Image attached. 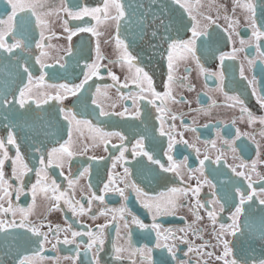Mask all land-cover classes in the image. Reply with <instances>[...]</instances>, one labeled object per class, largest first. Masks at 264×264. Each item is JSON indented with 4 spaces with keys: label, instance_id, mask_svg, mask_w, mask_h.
Returning a JSON list of instances; mask_svg holds the SVG:
<instances>
[{
    "label": "flooded vegetation",
    "instance_id": "obj_1",
    "mask_svg": "<svg viewBox=\"0 0 264 264\" xmlns=\"http://www.w3.org/2000/svg\"><path fill=\"white\" fill-rule=\"evenodd\" d=\"M218 1L217 5L212 6L208 0H181V3L189 7L190 14L173 0H120L126 14L119 30L114 21H105L103 14H100L99 21L90 16L80 20L69 19L67 13L62 11L61 0H42L44 7L37 9L43 21L42 28L36 26V18L28 13L31 22L23 34L17 28L16 36L26 45L25 50L21 52L16 49L17 55L11 59L8 58V53L0 50V98L7 97L11 101L14 96L19 97V88L28 83L27 74L23 73L22 67L27 66L33 74L32 94L28 98L31 111L24 113L19 105L0 107V139L5 142L9 157L14 158L16 148L7 144V132L12 129L24 163L32 171L24 174L22 182L17 181L13 178L11 159L5 161V179L13 188L22 187L23 191L19 199L13 191L10 197L0 201L3 208L7 209L10 202L13 209H31L27 222L43 225L41 231L45 233L48 232V226L53 229L71 226L72 231L86 233L91 230L96 234L99 231L98 225L107 224L108 227L104 229V244L95 246L101 248L98 255L100 264H141L144 256L137 250L146 248L152 249L153 264H162V261H167V264H181L184 261L188 264H219L215 257L221 249L213 247L216 245L213 232H219L220 224L231 223L229 216L239 203V197L236 196V189L239 188L245 194L254 191L256 195L252 201L242 206L245 211L240 217V224L245 235L237 244L236 255L241 259L250 258L249 264H252V259L258 261L264 258V240L260 237L264 206L259 204V200L264 199V135H261L264 125L259 123V118L264 117V108L258 102V97L264 98V62H261L257 52L259 45V52L264 53V39L257 41L252 37V30L246 23L243 10L236 7L237 0ZM240 2L243 3L244 0ZM129 3L137 6V22L129 20L130 12L135 10H128ZM252 3L256 9L257 27L264 31V0H252ZM63 5H67L72 11H80L83 7H103V0H63ZM217 13L227 17V23ZM10 14V4L7 0H0V18L7 19ZM20 15L23 13H18L17 18ZM207 18H211L214 23L210 24ZM65 21L67 28L76 32L71 41L68 40L69 31H65ZM193 24L199 29L206 28L207 35L197 39L195 58L183 47L172 49L173 80L167 89L170 95L164 97L162 103L161 99L152 97L148 91L141 94L133 82L137 77L136 68L143 70L139 74L141 87L148 89V83L143 79V74L147 73L152 81V88L163 96L166 91L164 84L168 82L169 75V44L190 39ZM80 27L94 28L97 34L79 32L77 29ZM41 31L45 36L43 51L46 56L43 60L52 65L45 69L43 84L39 83L40 65L35 63V56L41 51L35 47ZM168 35L172 37L166 39ZM117 36L134 58L131 65L125 62L124 47L118 48L116 45ZM6 40L11 42L12 37L8 36ZM241 40L245 41L243 45ZM69 47L71 55L67 54ZM221 55H234L235 58H226L221 62ZM186 57L189 63L184 62ZM250 60L254 63L249 64ZM93 63L99 66L98 75L93 76L77 96L65 94L67 98L62 102L50 100L47 104L43 103L49 95L56 94L55 89H49L46 85L79 84L84 79V65ZM60 64H64V67L61 68ZM201 67L203 72L200 71ZM109 72L117 77L116 81L111 79ZM220 74L223 76L222 81ZM122 84H127V87H120ZM253 91L256 95H253ZM134 94L145 97L136 101L140 111L138 118H135ZM230 97H237L242 101V106L258 119L250 124L248 115L242 112L241 104ZM93 99L107 112L119 113L125 108L128 112L124 117H100L99 108L92 103ZM149 99L157 106L162 105V111H157L156 107L149 104ZM36 100L41 101L40 108L36 107ZM61 104L66 109H71L77 119L90 121L93 128H100L104 132H118L125 139L121 141L118 136L101 138L88 126L73 123L72 140L68 147L74 155L71 159L60 157L63 168H57L55 164L48 168V179L42 180L33 193L32 185L37 180L35 169L40 167V155L47 158L51 148L59 147L69 140L68 120L58 112ZM173 116L176 117L174 120ZM162 122L165 132L171 130L173 140L176 141L170 153L180 165L175 171L163 172L159 165L150 163L147 157L133 156L136 141L143 138L144 149L159 160L160 164L170 167L165 155L169 137L159 134ZM237 131L240 133L239 137ZM224 141H229L231 146ZM121 144L126 149L123 160L117 159ZM113 145L117 147L114 148ZM136 151L139 152L140 149L136 148ZM205 155L209 159L205 161L201 174L196 169L201 167L199 160L204 159ZM217 156L221 157L218 164L213 163ZM185 158L187 166L183 163ZM233 167L251 176L252 189L248 188V182L243 177L233 174ZM17 168L22 171L19 166ZM86 168L88 171L81 175ZM125 168L129 170L127 176ZM61 172L63 176L60 175ZM109 175L113 180L112 188H124L122 181H129L127 200H122L114 191H102L103 185L109 183ZM64 177H69L74 183L70 186ZM205 179L211 184H205ZM52 180L59 185L55 193L51 190ZM198 182V197H193L191 191H188L187 196L171 191L173 188H196ZM131 184H135L144 195L138 198ZM213 191L219 203L208 205L213 199ZM93 193L104 195V202L93 201L91 211H86L85 214L74 216L65 204V200L79 201L87 210L88 199ZM0 195L3 193L0 192ZM53 196L60 199L54 200ZM169 200H174L177 204L174 213L159 214L153 220L156 205L163 211L168 207ZM197 200L209 210H215V225L208 218L206 209L196 206ZM141 201L152 204V212L145 209ZM121 205L148 227L139 229L131 223V216H125L130 224L125 229V220L119 218V213L109 211L119 209ZM221 205L224 207L223 211H220ZM74 206L79 209L80 205ZM101 212L105 214L100 215ZM113 215L117 219L113 220ZM93 216L96 218L92 219ZM0 219H15L19 222L21 216L19 212L15 217L11 212H0ZM154 222L161 226V247L156 246L157 232L151 228ZM181 228L186 231L180 232ZM168 229L172 230L170 234L165 231ZM25 231L9 228L6 232H0V264H18V259L25 256L29 257V264H73L72 259L65 257H76L77 251L79 256L76 264H89L93 259L92 252H88L87 257L85 255L89 239L87 235L78 236L75 243L66 245L58 243L54 233H49L48 241L41 251L38 244L28 240L30 233L27 236L21 235ZM65 235L72 238L71 232L62 231L58 239L62 241ZM180 237L189 243H181L178 239ZM35 239L32 237V240ZM77 244L80 245L79 249ZM165 244L175 245L176 260H172L167 248L163 247ZM190 245L193 251L185 256ZM116 246L124 249L120 259H116ZM208 252L213 255L209 257Z\"/></svg>",
    "mask_w": 264,
    "mask_h": 264
},
{
    "label": "snow or ice",
    "instance_id": "obj_2",
    "mask_svg": "<svg viewBox=\"0 0 264 264\" xmlns=\"http://www.w3.org/2000/svg\"><path fill=\"white\" fill-rule=\"evenodd\" d=\"M8 4L11 6V14L7 16V19L0 18V50L4 53L9 54V59L17 55V52L15 51L16 49H19L21 52L25 50L26 45H23L20 39H17V28L20 30L21 34L26 31L28 24L31 22L28 16V13H31L32 17L36 18V26L37 27H43V21L41 19V14L37 11V9L43 8L44 4L42 0H37V2H22V0H7ZM174 3H177L180 5L181 8H184L185 11H189V7L181 3V0H173ZM62 3V11L67 13V16L69 19H75V20H80L85 16H90L93 19L99 21L100 20V14H103V19L105 21H114L117 30L120 29L121 21L125 19V9L123 4L120 2V0H103V7H83L80 9V11H72L67 5H63V0H61ZM236 7H239L243 10L245 14V20L246 23L251 27L252 30V37L255 40H260L264 39V31H262L260 28L257 27V20H256V9L254 4L252 3V0H244L243 3L240 2V0H237ZM264 11V10H262ZM18 13H23V15H20L18 17ZM191 14V13H190ZM195 19V17H193ZM209 20V23H214V21L211 20V18H207ZM227 19V17H226ZM65 31H69L68 35V40L71 41V38L73 35L76 34L74 31H70L67 28V21H65ZM79 32H92L94 35L97 33L95 32L94 28L91 27H80L77 29ZM191 38L187 40H183L179 43L176 41H173L171 44H169L168 47V68H169V75H168V82L164 84V87L166 91L164 92L163 96H161L160 93H157L153 88H152V81L149 78L147 73L143 74V79L144 81H147L148 83V89H145L141 87V84L139 82V74L143 71L141 68H136V73L137 77L134 78L133 82L136 84V86L140 89V93H144L145 91L150 92L152 97H156L158 99H161L163 103L164 97H168L170 95V92L167 91L169 89L170 84L173 80V77L171 75V70H172V49H175L177 47H183L186 49L189 53H191L192 57L195 58V48H196V41L198 38L201 36L207 35V30L205 29H199L197 25L193 24L192 29H191ZM11 36L12 41L9 42L6 40V37ZM45 40V36L43 31L40 33V39L36 41L35 47L40 51L39 55L35 56V63L40 65V77H39V83L43 84L44 79H45V69L52 67L51 64H46L43 60V58L46 56V53L43 51L44 44L43 41ZM241 45L245 43L244 40L240 41ZM116 45L118 48L124 47V42L119 38V36L116 37ZM243 50V49H240ZM257 52L261 58V62H264V53L259 52V45H257ZM68 55L72 54L71 47H69ZM124 59L125 62L128 63L129 65L132 64L133 62V56L129 55L127 48L124 47ZM226 58L228 59H234V55H221L219 57L220 61L223 62ZM62 59V58H61ZM197 66L199 67V60L196 61ZM254 63V61H249V64ZM23 67V73L27 74V81L28 83L24 85L23 87L19 88V97L16 98L15 96L13 97V100H8L7 97L0 98V107L8 108L11 105H19V109L24 110V113L30 112L31 111V105H28V98L32 94V88L31 85L33 83V74L32 71L30 70L29 67L27 66H22ZM60 67L63 68L64 64H60ZM98 68L99 66L95 63L93 64H85L84 69L86 71L83 72L84 79L79 83L75 84L73 86H69L68 84H48L46 85L47 88L49 89H55L56 94L55 95H49L44 101V104H47L50 100L51 101H56V102H62L64 99L67 98V95L65 94H70L71 96H77L78 93L81 92L82 89H84L85 85L88 83V81L93 77L98 75ZM200 71L203 72L204 69L201 67ZM241 75L243 76V72H241ZM109 76L113 81L117 80V77L113 75L111 72H109ZM219 78L221 81L223 80L222 74H220ZM252 83V82H250ZM120 87H127V84H122ZM100 89L97 87V92H99ZM64 93V94H62ZM141 94H134L133 98V104L136 107V113H135V118H138L140 116V111H139V106L136 104L137 99H144L145 97ZM253 95H256L255 91H253ZM126 98V97H122ZM230 99L236 101V103L241 104L242 106V101H240L237 97H230ZM36 104L37 108H40L41 106V101L36 100L34 101ZM258 102L260 103L261 107L264 108V98L258 97ZM92 103L96 105L97 108H99V116L100 117H111V116H120L124 117L125 114L128 112V109L125 108L123 112H107L104 110L103 107H101L99 104H97V101L95 99L92 100ZM149 104H152L153 107L157 108V111H162V105L157 106L155 102L151 99L148 100ZM26 105L28 107L26 108ZM58 112L63 115V118L68 120V136L69 140L65 144H61L59 147H53L51 148L50 151L47 153V158H45L43 155H40L39 157V165L40 167L35 169V174L37 177L36 183L32 185V190L33 193H35L36 188L41 184L42 180H47L48 179V173L47 169L52 167L55 164V167L57 168H63V160L60 159L62 156H66L67 158L71 159V157L74 155L72 151L69 150L68 145L71 143L72 140V127L71 125L75 123L76 125H86L92 131L97 133L101 138H106V137H111V136H118L121 141L125 139L123 135H121L118 132H104L100 128H93L92 124L88 120H80L77 119L76 115L73 114L71 109H66L62 104L58 109ZM242 112L246 113L249 117V123L255 122L258 118L254 117L251 112L248 111L247 108H244L242 106ZM23 114V113H22ZM71 117V119H69ZM176 117L173 116L172 119L174 120ZM259 123L261 125H264V117L259 118ZM192 131H195V129H192ZM160 136H165L167 135L169 137V143H168V149L165 152V155L167 156L169 162H170V167H165L164 165L160 164V161L157 159H154L152 155L149 154L148 151L144 149V139L141 138L136 141V145L133 147V156L136 155H141L147 157L148 161L152 164H156L160 166L161 171L163 172H168V171H175L180 167V165L173 160V157L170 155L173 144L176 142L173 140V137L171 135V130L169 132H165L163 122L161 123V128L159 131ZM219 136V133H217ZM261 135H264V132L261 133ZM240 136L239 131H237V137ZM184 143H187V141H183ZM213 146H215V141L212 142ZM224 143L231 144L229 141H224ZM7 144L12 145L14 148H16V153L14 158H10L8 154V150L6 148L4 140L0 139V192L3 193V195H0V201L4 200L6 197H10L12 195V192L15 191L17 194V199H19L20 193L23 191V188H13L12 185L8 182V180L5 179V174L3 171V165L6 160L11 159V163L13 166V178H15L17 181H21L23 179V176L25 173L32 171L28 167L26 163H24L23 157L21 155V152L19 150V147L17 146V140L14 136V132L12 129H9L7 132ZM114 148H116V145H113ZM189 147H192V145H189ZM136 148H139L140 151L137 152ZM118 151L120 153L119 157L117 159L123 160L124 159V153L126 149L121 146L118 148ZM197 154L199 155V150L197 149ZM209 157L205 155L204 159L199 160L200 168L196 169V171L200 172L203 174L204 171V165L205 161L208 160ZM221 157L217 156L216 159L213 161V163H219ZM185 166H187V160L185 158V161L183 162ZM255 162H253V165ZM17 166H19V169H22V171H18ZM113 167H115V163L113 164ZM244 165H241V168H243ZM88 169H84V172L81 173V175H84ZM233 174L238 177H243L247 182H248V188L252 189L253 184L251 180L250 175H246L244 171H237L235 167L231 169ZM129 170L128 168L124 169L125 176H127ZM61 176H63V172L60 173ZM65 179L68 180L69 185L71 186L74 181L70 179L69 177H64ZM125 185L124 188H112L111 184L113 183L112 176L109 175V183H105L103 185V192L107 193L109 191H114L117 193L122 200H127V195H126V189L129 186V181L127 179H124L122 181ZM205 184H211V182L207 179L204 180ZM214 187V186H213ZM59 188V185H57L55 180H52L51 182V190L53 193H55ZM132 190L137 194V197L139 198L140 196H143L144 194L141 192V190L135 185L131 184ZM173 193H182L184 196H187L188 191L192 192L193 197H198L200 193V186L198 182V186L196 188L192 189H177L173 188L171 190ZM63 195V193H61ZM256 193L253 191L249 194H245L244 192H241L239 188L236 189V196L239 197V203L235 205V210L232 212L229 216V219L231 220L230 224H220L219 225V232H213V236L216 240V245L213 247H218L221 249L218 255H216L215 259L216 261L219 262V264H249V259L250 258H243L241 259L236 255V247L237 244L241 241V239L244 237V229L242 228L240 224V217L245 211L244 208L242 207L245 205L247 202L253 200V196H255ZM52 199L54 200H59L60 197L58 196H53ZM104 195H96L93 193L91 197L88 199V208L87 210L84 208L82 204H80L79 201H72V200H65V204L69 206V210L72 212L74 216L76 215H82L85 214L86 211H91V207L93 204V201L99 200L101 203L104 202ZM151 199V198H148ZM219 201L215 199V191H213V199L208 202V205H215L218 204ZM142 206L145 209H148L149 212H152L153 205L149 204L145 201H141ZM259 204L264 206V199L259 200ZM74 205H80L79 209L75 207ZM196 206L199 208H205L207 211V216L208 218L212 221L213 225L216 223V216L217 213L215 212L214 209L209 210V208L205 205L199 202V200L196 201ZM177 207V204L175 203L174 200H169L168 201V207H165L163 211H161V208L159 205H156V212L153 214V220H155V216L159 214H173L175 209ZM29 210H25L23 208L19 209H13L11 203L9 202V207L7 209L3 208L2 204H0V212H11L13 217L16 216L17 212H19L21 219L19 222H17L15 219L8 221L4 219H0V232H6L7 229L12 228H20V229H25V233L21 234L23 236H27V234H31L28 236V240L31 241L32 243H36L39 245V248L41 251L44 249L45 242L48 241V235L49 233H54L55 237L57 238L58 243H63V244H73L75 243V238L78 236H88V243L85 247V255L87 257L88 252L93 253V259L89 262V264H100V261L98 259L99 252L101 251V248H95L97 244L103 245L104 244V229L108 227L107 224L103 225H98V233L94 234L91 230L87 231L86 233L78 232V231H72L71 226H69L66 229H61L59 227H56L53 229L51 226H48V232H42L41 228L43 225H34L31 224L28 221V212ZM224 207L221 205L220 211H223ZM114 213H119V218L125 220L123 227L125 229H128L130 227V224L128 221L125 219V216H131V223L135 224L136 227L139 229H146L148 225H145L144 223L141 222L140 219H138L135 215H132L131 212H129L123 205L119 209H112L109 210ZM264 211V209H262ZM104 212H101L100 215H104ZM193 215L195 216L196 213L194 212ZM96 216H93L92 219H95ZM117 219L116 215H113V220ZM199 219V217H197ZM247 225L245 224V227ZM191 227V226H189ZM151 228L157 232V247H161L159 243L160 239V224L158 223H153L151 225ZM71 232V239L68 238L67 235H65V238L60 241L58 239L59 234L61 232ZM119 226L117 227V234H119ZM169 234L171 233V229L165 230ZM180 232H185L186 229H179ZM32 237H35V240H32ZM231 237L232 239H229ZM260 237L262 240H264V216L261 217V229H260ZM180 239L181 243H189L186 239L183 237L178 238ZM77 249L80 248V245H76ZM163 247L167 248L168 253L171 255L172 260H176V253L174 251L175 245L169 246L167 244L163 245ZM95 248V251H94ZM53 249H55V245H53ZM114 251L116 253V259L121 258V253L124 251L122 247L116 246L114 247ZM141 253V255L144 256V259L141 261V264H153L152 258H151V253L152 249L151 248H146V249H138ZM193 251V247L190 245L188 250L184 253L185 256H188L189 253ZM147 253V255H144ZM207 255L211 257L213 255L212 252H208ZM79 256V252L77 251L76 257H65V259H72L73 264H76V258ZM18 264H29V257H23L18 259ZM162 264H167V261H162ZM181 264H188L187 261L181 262ZM252 264H264V258H260L258 261L255 259H252Z\"/></svg>",
    "mask_w": 264,
    "mask_h": 264
},
{
    "label": "water",
    "instance_id": "obj_3",
    "mask_svg": "<svg viewBox=\"0 0 264 264\" xmlns=\"http://www.w3.org/2000/svg\"><path fill=\"white\" fill-rule=\"evenodd\" d=\"M129 1V0H127ZM133 1H136V0H133ZM137 6H134L132 3H129L128 4V10L129 9H135L134 12H130L129 14V20H132V21H136V18L138 17V13H137ZM137 22V21H136ZM169 37H172L171 35H168L166 39H168Z\"/></svg>",
    "mask_w": 264,
    "mask_h": 264
},
{
    "label": "rangeland",
    "instance_id": "obj_4",
    "mask_svg": "<svg viewBox=\"0 0 264 264\" xmlns=\"http://www.w3.org/2000/svg\"><path fill=\"white\" fill-rule=\"evenodd\" d=\"M208 3L210 4V5H212V6H214V5H217L218 3H219V1L217 0V1H215V0H208ZM201 11V10H200ZM217 15L219 16V17H223V19H224V21L226 20V17H224L223 16V14L221 15V13H217ZM226 22V21H225ZM227 23V22H226ZM184 62L185 63H189V59H188V57H186V59L184 60Z\"/></svg>",
    "mask_w": 264,
    "mask_h": 264
},
{
    "label": "bare ground",
    "instance_id": "obj_5",
    "mask_svg": "<svg viewBox=\"0 0 264 264\" xmlns=\"http://www.w3.org/2000/svg\"><path fill=\"white\" fill-rule=\"evenodd\" d=\"M134 5V4H133ZM135 6V5H134Z\"/></svg>",
    "mask_w": 264,
    "mask_h": 264
}]
</instances>
